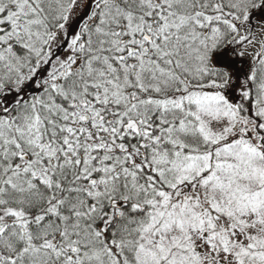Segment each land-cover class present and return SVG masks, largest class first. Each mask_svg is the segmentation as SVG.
Returning a JSON list of instances; mask_svg holds the SVG:
<instances>
[{
    "label": "snow or ice",
    "instance_id": "1",
    "mask_svg": "<svg viewBox=\"0 0 264 264\" xmlns=\"http://www.w3.org/2000/svg\"><path fill=\"white\" fill-rule=\"evenodd\" d=\"M0 264H264V0H0Z\"/></svg>",
    "mask_w": 264,
    "mask_h": 264
}]
</instances>
